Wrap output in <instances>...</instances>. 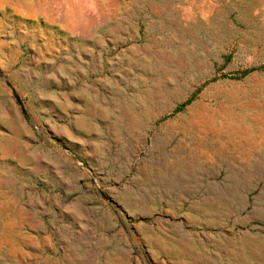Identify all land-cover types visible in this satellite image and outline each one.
Wrapping results in <instances>:
<instances>
[{
	"label": "rangeland",
	"instance_id": "rangeland-1",
	"mask_svg": "<svg viewBox=\"0 0 264 264\" xmlns=\"http://www.w3.org/2000/svg\"><path fill=\"white\" fill-rule=\"evenodd\" d=\"M0 74V264H264V0H0Z\"/></svg>",
	"mask_w": 264,
	"mask_h": 264
},
{
	"label": "water",
	"instance_id": "water-1",
	"mask_svg": "<svg viewBox=\"0 0 264 264\" xmlns=\"http://www.w3.org/2000/svg\"><path fill=\"white\" fill-rule=\"evenodd\" d=\"M0 83H5V84H6V85L12 90V92L14 93L15 99L17 100V102H18L19 105L21 106V109H22L23 113L26 114V111H25V109H24V107H23V105H22V102H21L19 96L16 94V92H15L14 88L12 87V85H11L9 82H7V81L3 78V76H2L1 74H0Z\"/></svg>",
	"mask_w": 264,
	"mask_h": 264
},
{
	"label": "trees",
	"instance_id": "trees-1",
	"mask_svg": "<svg viewBox=\"0 0 264 264\" xmlns=\"http://www.w3.org/2000/svg\"><path fill=\"white\" fill-rule=\"evenodd\" d=\"M188 103L182 104L177 107L176 111H181Z\"/></svg>",
	"mask_w": 264,
	"mask_h": 264
}]
</instances>
